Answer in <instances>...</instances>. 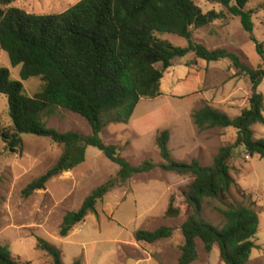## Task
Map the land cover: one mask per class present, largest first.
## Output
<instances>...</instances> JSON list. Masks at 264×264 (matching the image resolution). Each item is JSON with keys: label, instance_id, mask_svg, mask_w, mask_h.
Here are the masks:
<instances>
[{"label": "trees", "instance_id": "obj_1", "mask_svg": "<svg viewBox=\"0 0 264 264\" xmlns=\"http://www.w3.org/2000/svg\"><path fill=\"white\" fill-rule=\"evenodd\" d=\"M208 1L225 7L240 19L246 32L253 33L252 12L247 10L251 0ZM14 2L0 0V48L7 53L12 67H21V81L13 79L8 68H0V95L8 100L11 119L9 127L0 129V138L14 154L23 147L24 135L49 138L63 147L56 164L23 194L30 196L44 190L53 178L85 163L88 147L97 148L119 167L114 178L94 189L77 210L64 215L59 235L68 237L115 187L159 167L193 178L185 192L190 215L181 227L184 244L177 264H193L198 260L197 239L207 253L218 245L225 264H247L253 250L258 248L254 238L260 219L254 208L234 204L217 208L225 218L222 227L204 215L206 201L225 198L236 184L229 161L238 147L243 146L250 158L264 159V139H256L253 130L254 125H264V96L258 92L264 83V70L249 68L225 49L209 50L193 40L194 29L223 19L224 13L214 10L204 13L195 0H81L63 13L37 15L13 7ZM164 34L179 36L188 44L175 47L158 38ZM251 41L264 62L263 44L254 36ZM190 53L206 62L229 59L238 74L250 79L252 95L239 116L232 118L210 105L192 116L200 131L235 129L236 141L221 148L210 165H202L197 159L180 162L169 147L170 131L163 130L156 137L162 163L147 160L139 166L131 165L117 146L103 141L102 131L109 124H127L142 99L160 97L165 71L173 66L174 59ZM31 78L43 82L41 91L34 96L25 93L23 84ZM59 108L86 119L92 133L83 136L49 128L43 118L56 114ZM166 215L176 217L180 210L171 205ZM173 234L171 227L163 226L155 231L138 230L134 237L139 243L154 244ZM36 246L52 259V264H65L57 246L39 237ZM0 264L31 263L14 258L10 248L0 243ZM72 264L83 262L77 259Z\"/></svg>", "mask_w": 264, "mask_h": 264}, {"label": "rangeland", "instance_id": "obj_2", "mask_svg": "<svg viewBox=\"0 0 264 264\" xmlns=\"http://www.w3.org/2000/svg\"><path fill=\"white\" fill-rule=\"evenodd\" d=\"M80 1L15 0L12 6L31 14L51 15L63 13ZM195 1L204 13L214 10L224 13V18L194 29L193 40L209 50L225 49L236 54L249 68L264 70V62L251 41L254 36L264 48V0H251L247 5V10L252 12L253 33L246 32L240 19L222 5ZM158 38L175 47L188 44L173 34ZM172 64L164 73L160 97L142 99L127 124H109L102 131L103 141L117 146L122 157L133 166L147 160L157 165L162 163L156 137L163 130L170 131L169 147L180 162L197 159L202 165H210L221 148L236 141L235 129L200 131L192 116L205 105L232 118L239 116L248 107L252 95L248 76L238 74L229 59L206 62L194 53L176 58ZM1 67L8 68L12 78L21 81V67H12L7 53L0 48ZM23 84L28 96H34L43 86L40 78H31ZM258 92L264 96V83ZM43 119L49 128L60 132L72 131L83 136L92 133L86 119L65 109L59 108L56 114L45 115ZM10 125L8 100L0 95V129ZM253 130L256 139H264V125H254ZM23 139V147L14 154L0 138V243L10 248L14 258L23 263L52 264V259L36 246L39 237L60 248L65 264L77 259L83 264H177L184 244L181 227L190 215L185 192L193 181L192 176L166 172L159 167L135 175L125 185L111 190L97 204L94 213L76 225L68 237L62 238L59 231L64 215L77 210L94 189L114 178L119 167L97 148L88 147L85 163L53 178L44 190L25 196L23 191L56 164L63 147L45 137L24 135ZM248 157L246 149L238 147L229 161L236 184L225 198L206 201L204 215L222 227L225 218L217 208L231 204L252 206L261 223L254 238L258 248L253 250L247 264H264V209H257L254 198L264 195V159ZM244 177L248 190L237 184ZM171 205L180 210V215H166ZM163 226L174 230L171 238L154 244L135 240L138 230L155 231ZM196 244L199 258L193 264H225L218 245L207 253L200 239Z\"/></svg>", "mask_w": 264, "mask_h": 264}, {"label": "crops", "instance_id": "obj_3", "mask_svg": "<svg viewBox=\"0 0 264 264\" xmlns=\"http://www.w3.org/2000/svg\"><path fill=\"white\" fill-rule=\"evenodd\" d=\"M249 158V157H248ZM237 184H239V186H241V188H243L244 190H248L247 188V179L246 177H244V179H240ZM250 192V191H249ZM252 194V193H251ZM256 199V206H257V209H264V195H255L254 197ZM260 219V217H259ZM261 223V221H260Z\"/></svg>", "mask_w": 264, "mask_h": 264}]
</instances>
